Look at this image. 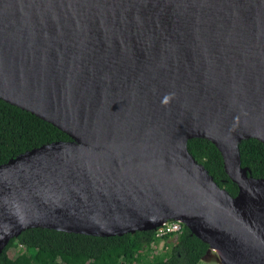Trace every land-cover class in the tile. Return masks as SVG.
Returning a JSON list of instances; mask_svg holds the SVG:
<instances>
[{
  "label": "water",
  "instance_id": "95a60500",
  "mask_svg": "<svg viewBox=\"0 0 264 264\" xmlns=\"http://www.w3.org/2000/svg\"><path fill=\"white\" fill-rule=\"evenodd\" d=\"M0 100L69 137L0 165V255L33 228L179 221L219 264H264V0H0ZM218 150L233 197L189 153ZM217 248H220L224 256Z\"/></svg>",
  "mask_w": 264,
  "mask_h": 264
},
{
  "label": "trees",
  "instance_id": "16d2710c",
  "mask_svg": "<svg viewBox=\"0 0 264 264\" xmlns=\"http://www.w3.org/2000/svg\"><path fill=\"white\" fill-rule=\"evenodd\" d=\"M68 140L51 124L0 100V165L42 145ZM187 148L220 188L233 197L237 194V186L224 173L214 145L192 139ZM239 152L241 166L253 178L264 179V145L254 139L244 140ZM161 242L163 246L158 249ZM207 250L208 246L184 226L180 233L163 237L147 231L108 238L33 228L9 241L0 264H199Z\"/></svg>",
  "mask_w": 264,
  "mask_h": 264
},
{
  "label": "built area",
  "instance_id": "2783aa9c",
  "mask_svg": "<svg viewBox=\"0 0 264 264\" xmlns=\"http://www.w3.org/2000/svg\"><path fill=\"white\" fill-rule=\"evenodd\" d=\"M183 225L179 221H167L155 230L156 237H163L167 234H178Z\"/></svg>",
  "mask_w": 264,
  "mask_h": 264
},
{
  "label": "rangeland",
  "instance_id": "374dc122",
  "mask_svg": "<svg viewBox=\"0 0 264 264\" xmlns=\"http://www.w3.org/2000/svg\"><path fill=\"white\" fill-rule=\"evenodd\" d=\"M176 240V236L171 239L172 243H174ZM163 246V243L161 242L158 246V249H161ZM11 254V251L9 252ZM10 264V263H8ZM199 264H219V260L215 253L210 252L206 257H204Z\"/></svg>",
  "mask_w": 264,
  "mask_h": 264
},
{
  "label": "bare ground",
  "instance_id": "6f19581e",
  "mask_svg": "<svg viewBox=\"0 0 264 264\" xmlns=\"http://www.w3.org/2000/svg\"><path fill=\"white\" fill-rule=\"evenodd\" d=\"M217 251L221 254V255H223L224 256V254H223V252L221 251V249L220 248H217Z\"/></svg>",
  "mask_w": 264,
  "mask_h": 264
}]
</instances>
